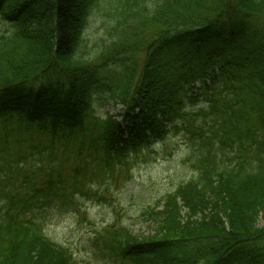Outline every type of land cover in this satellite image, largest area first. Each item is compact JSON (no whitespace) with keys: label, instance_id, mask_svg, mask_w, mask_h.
I'll list each match as a JSON object with an SVG mask.
<instances>
[{"label":"trees","instance_id":"1","mask_svg":"<svg viewBox=\"0 0 264 264\" xmlns=\"http://www.w3.org/2000/svg\"><path fill=\"white\" fill-rule=\"evenodd\" d=\"M0 18V264H77L48 222L170 136L193 142L197 178L144 212L152 234L106 232L101 256L264 264V0H0Z\"/></svg>","mask_w":264,"mask_h":264},{"label":"rangeland","instance_id":"2","mask_svg":"<svg viewBox=\"0 0 264 264\" xmlns=\"http://www.w3.org/2000/svg\"><path fill=\"white\" fill-rule=\"evenodd\" d=\"M5 30L6 23L0 18V33ZM87 34L92 53L94 47L108 37L100 20L93 21ZM120 109L106 106L101 113L116 114ZM195 148L188 136H170L146 152L132 169L130 181L107 183L101 189H94L103 201L98 198L81 200L78 211L54 217L46 227L47 236L69 248L77 264H112L101 256L96 242L113 227L124 226L137 235L152 234L151 224L143 214L152 207L161 206L168 194L197 178ZM263 227L260 221L259 228Z\"/></svg>","mask_w":264,"mask_h":264}]
</instances>
